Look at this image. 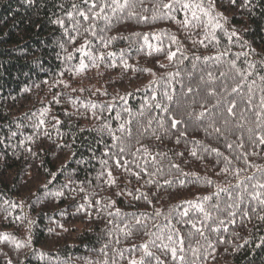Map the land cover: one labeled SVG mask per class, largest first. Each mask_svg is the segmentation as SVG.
Wrapping results in <instances>:
<instances>
[{
	"label": "trees",
	"instance_id": "16d2710c",
	"mask_svg": "<svg viewBox=\"0 0 264 264\" xmlns=\"http://www.w3.org/2000/svg\"><path fill=\"white\" fill-rule=\"evenodd\" d=\"M170 2L130 0L123 12L106 10L110 19L84 21L72 8L87 11L82 0H0V264H264V211L249 196L251 185L264 184V117H255L264 95V0H204L222 28L203 13L193 20L181 4L163 8ZM91 24L95 36L85 32ZM234 59L252 73L246 83L256 82L251 105L240 102L246 86L231 93ZM232 99L235 115L227 112ZM118 159L128 164L117 167ZM187 201L203 203L211 218L195 209L183 216ZM253 208L251 218L241 214ZM173 247L183 261L172 259Z\"/></svg>",
	"mask_w": 264,
	"mask_h": 264
},
{
	"label": "snow or ice",
	"instance_id": "6c2138e0",
	"mask_svg": "<svg viewBox=\"0 0 264 264\" xmlns=\"http://www.w3.org/2000/svg\"><path fill=\"white\" fill-rule=\"evenodd\" d=\"M142 2V0H141ZM231 3H235L236 0H230ZM248 0H245V4H247ZM82 3L83 5L87 8V11H83L80 9V6L77 5V4H73L72 5V8L76 11L77 15H79L80 17L83 18L84 21H89L91 18H95V19H99V18H104V19H110L105 13H106V10H111V12L113 14H115L116 12H123L125 9L129 8V7H132L134 5H131L130 4V0H123V2H121V0H82ZM174 3L175 4H181V7L185 10V12H190L191 13V17L193 20H197L199 21L201 19L199 13H203L205 16H208L209 17V20H208V24L212 26V28H222V25L219 24L218 22H213V18L211 17L210 15V12L205 8L204 6V0H199V2H193V0H188V2H184V3H181V0H173V2H170V3H166V4H163V8L165 9H168V10H172V8L174 7ZM99 9V11H96V9ZM133 15H135L133 13ZM163 15H167V13H163L161 14L160 16L158 15H153L151 17L152 20H156V19H159L161 18V16ZM67 16L69 18H74L73 17V12H68L67 13ZM140 19L143 21V22H147L149 17L147 16H143V17H140ZM55 23H58L60 24L61 26L64 25V21L61 19V20H57V21H54ZM77 24L79 23V21L76 22ZM191 23V21L187 18V16L185 17L184 21H183V24L185 26L189 25ZM94 28H95V25L94 24H91L89 28L85 29V32L89 31L90 29H92V35L95 36L96 35V32L94 31ZM65 31L67 32V29H65ZM73 31H77V28H76V25H73ZM136 35H140L139 33H136ZM232 35H236L235 32L232 33ZM70 40H74L75 37L74 36H70L69 37ZM157 39H159V37H157ZM172 42L173 43H176V37H172ZM213 39H215V36H213ZM229 39H231V37H229ZM101 40V43L107 47V43H110L111 41L109 40L107 43H105L103 37L100 38ZM144 43L152 48L153 46L151 44H148V34H144ZM200 43H203V41H200ZM88 44H90V42L86 41V44L85 45H82L81 48H78L77 51L79 52H83L84 51V48L86 46H88ZM162 49L160 48H154V51H161ZM179 51V48L176 50V52H169L168 53V59L171 60L173 57L176 56L177 52ZM227 53L224 52V53H221L220 55H226ZM109 55H113V53H109ZM71 58V57H69ZM239 58V54L237 56V59ZM101 59H103V57H101ZM205 59H209L208 57H205ZM230 64L233 68H235L236 70V77L238 78V82L231 87V93H239L242 89V86H246L247 87V91L250 95H248L247 97V100L245 101L243 97H241V100L240 102L242 103H246L247 105H251L252 104V92H253V87L255 86V80H253L251 82V84H247L246 83V80H247V77L252 75L251 72H247L243 69H239V68H236V60H231L230 61ZM249 68H254L255 66L251 63H249ZM85 67V65L81 64V68ZM125 67H128L127 64H125ZM226 74L221 72L220 73V76L221 77H224ZM257 75H259L257 73ZM208 76H209V79H213V76H212V73H208ZM260 79L262 81H264V76H260ZM229 87L228 84H224L223 85V89H227ZM189 92L192 91L191 88L188 89ZM215 94V89H211L210 92H209V95H214ZM164 95L167 97L168 100H172V96L168 95L167 92L164 93ZM153 99H155V96H153ZM217 103L219 104V101H217ZM230 103V106L227 108V112L231 115H235L234 113V109L238 106V101L236 99H232L229 101ZM157 108H160L161 105L160 104H156L155 105ZM93 108L96 107V105H92ZM260 108L262 109V111H258L255 113V117H256V120L257 121H261V118L264 117V95H262L260 97ZM165 111H168L167 108L164 109ZM47 110H45L46 112ZM43 114V113H42ZM204 113H201V116H203ZM41 124L44 123L43 120L40 121ZM57 123H59V121H57ZM179 123V121H176L175 119H173L171 121V127L173 129L176 128L177 124ZM105 127H108L107 125H105ZM260 127V124L258 123L257 124V128ZM125 128V125L124 124H121L120 125V129L121 131H123ZM217 132L220 131L219 128L216 129ZM249 131L251 132L252 130L249 129ZM183 134V133H182ZM114 139H119L118 137H115L113 136ZM249 140L253 143V144H257V141L256 140H253L252 139V136H249ZM258 140H259V144H264V135H259L258 136ZM179 142V141H177ZM258 146V145H257ZM227 148L229 149H232L233 148V144H228L226 145ZM237 148L239 149H243L244 147V144H243V141H241L239 144L236 145ZM213 152H216L217 155H222L221 153H219V151L217 149H212ZM125 152V148L124 147H121L119 149V153L122 157V155L124 154ZM253 154H256L258 155V153H253ZM182 155V154H181ZM192 156H196L197 153L195 150L192 151L191 153ZM247 153H244L243 154V158H244V161L245 163L247 164L248 161H247ZM241 157L238 156L237 159H240ZM225 161H226V166L224 169H222V171L224 172H228L229 171V168L231 166V161L227 159V157H225ZM107 163V162H105ZM128 164V161H124L123 162V165L121 164V160L118 159L116 160V166L117 167H123V166H126ZM137 167H139V165H137ZM174 167H178V165H174ZM259 170V169H258ZM128 171H131V169L129 168ZM141 171L147 173V168H142ZM242 171L240 169H233V174L234 175H239V172ZM155 173H153L154 175ZM109 175V180L107 181L109 184H115V179L112 178V175H111V172L108 173ZM134 175L137 176V178H139L140 176V172H136L134 173ZM248 179H252V177H248ZM151 182V181H149ZM208 183H211V181H207ZM165 183H170V181H165ZM253 191L249 193V196L251 198V200H254L257 202V205L260 206L261 210L264 211V191H257V189H264V184H261V183H256L254 185H251ZM220 191L222 192H228L229 189L228 188H222L220 189ZM245 191H247V189H245ZM59 194V193H58ZM119 195V193H118ZM146 198V197H145ZM137 199H139V197H137ZM204 201H207L210 199V197H203L202 198ZM243 201V195H240L237 197L236 201H234L232 204H229L227 207L228 209H232V208H236V207H239V204L240 202ZM97 203H99V201H97ZM188 204V207L184 209L182 215L183 216H188L189 215V210L190 209H195L197 210L198 213L202 214L203 215V220L204 221H207L211 218V214L209 212H207L205 210V207H204V204L203 203H199V202H193V201H187L186 202ZM83 207V206H81ZM251 212H256L257 210L255 208L251 209V210H246V209H241V214L244 216V217H250L249 213ZM160 213L157 212V215H159ZM111 215V213H110ZM228 215L229 217H233L232 220H230L231 223H235V219L234 217L237 215L236 212L234 211H229L228 212ZM258 219L260 220H264V215H258L257 216ZM140 221L137 220V224H139ZM187 223H191L192 224V227L195 228L198 232H200V234L203 236L204 233L202 231L201 228H196V223L192 222L191 220L187 221ZM224 224V221L221 220L220 221V225L223 226ZM215 230V229H213ZM127 234H131L130 232L127 233ZM4 239H8L7 236H4L3 237ZM169 240H172V237L169 236L168 237ZM179 243L181 245H183V239L180 238L179 240ZM17 246H21L19 244H17ZM144 249H145V253L144 255L147 256V257H151L153 254L150 252V251H147V248H148V245L145 244L143 245ZM165 249L168 248V245H165L164 246ZM180 251H183V248L181 247L180 248ZM195 251V250H194ZM170 252H171V257L173 260H177L179 259L180 261H183L184 260V257L182 255L178 256V250L177 248L173 247L170 249ZM122 255V254H121ZM9 264H11V262L9 261ZM129 264H143V260H136V259H131L129 261Z\"/></svg>",
	"mask_w": 264,
	"mask_h": 264
}]
</instances>
